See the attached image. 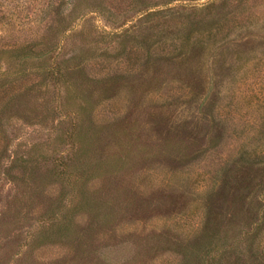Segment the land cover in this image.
Here are the masks:
<instances>
[{
	"label": "rangeland",
	"instance_id": "374dc122",
	"mask_svg": "<svg viewBox=\"0 0 264 264\" xmlns=\"http://www.w3.org/2000/svg\"><path fill=\"white\" fill-rule=\"evenodd\" d=\"M70 1L77 30L64 53L124 84L96 118L114 121L106 140L127 161L92 180L93 204L76 209L80 223L68 239L38 240L60 182L16 179L12 159L34 143L0 140V264H179L169 245L194 238L209 205L227 222L236 185L247 191L250 170L239 171V157L264 160V0H0V45L40 38L46 46L65 24L58 6ZM199 41L187 59L188 43ZM25 127L21 139L44 135ZM91 154L102 169L103 143ZM255 246L264 264V226Z\"/></svg>",
	"mask_w": 264,
	"mask_h": 264
},
{
	"label": "trees",
	"instance_id": "16d2710c",
	"mask_svg": "<svg viewBox=\"0 0 264 264\" xmlns=\"http://www.w3.org/2000/svg\"><path fill=\"white\" fill-rule=\"evenodd\" d=\"M60 5L57 20L65 24L58 27L59 32L46 46L38 45L42 43L40 38L0 45V140L34 143L27 152L13 157L9 172L21 180L35 182L51 175L60 182L59 202L44 212L43 225L36 232L38 240L54 236L68 239L80 223L76 209L93 204L90 198L87 200L92 180L108 173L118 174L128 156V152L115 151L107 143V128L114 121L103 123L96 118L97 106L120 93L124 84L115 86L110 80L115 75L112 73L107 77L91 75L81 59L75 61L76 55L64 53L68 39L77 30V17L73 16L76 8L72 1L68 7ZM188 44L187 59L195 57L194 50L205 45L203 41ZM108 46L107 51L111 50ZM208 66L210 72L205 76L212 78L213 58ZM25 126L36 127L44 135L31 141L21 139ZM44 143H60V147L53 152ZM98 143H103L102 169L98 164L99 168H93L95 157L91 153ZM252 156L242 155L237 160L239 171L242 167L250 170L249 185L242 193V184L236 185L237 199L231 212L225 214L227 222L222 216L224 211L209 205L202 230L194 238L169 245L181 254L179 264H259L257 257L263 252L255 244L264 226V160ZM67 211L72 215L69 220L64 214ZM225 231L230 234L228 240Z\"/></svg>",
	"mask_w": 264,
	"mask_h": 264
}]
</instances>
